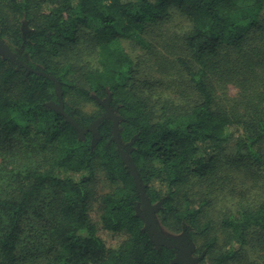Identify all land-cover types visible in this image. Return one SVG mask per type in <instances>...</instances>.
<instances>
[{"label": "trees", "instance_id": "16d2710c", "mask_svg": "<svg viewBox=\"0 0 264 264\" xmlns=\"http://www.w3.org/2000/svg\"><path fill=\"white\" fill-rule=\"evenodd\" d=\"M0 40V264H183L115 120L199 264H264V0H0Z\"/></svg>", "mask_w": 264, "mask_h": 264}, {"label": "water", "instance_id": "95a60500", "mask_svg": "<svg viewBox=\"0 0 264 264\" xmlns=\"http://www.w3.org/2000/svg\"><path fill=\"white\" fill-rule=\"evenodd\" d=\"M0 53L3 56L12 55V57H13V54L11 53V51L8 49V47L1 40H0ZM36 72H39L41 74H45V73L40 72V71H36ZM57 89H58V93H59L60 107L62 109L61 91H60V88H59L58 84H57ZM111 114H112L111 112L105 113L104 115L99 117L91 126H89L88 129L89 130L94 129L97 126L99 121H101L105 116H109ZM73 123L77 126V124L75 122H73ZM113 135H114L115 141L118 143V147H119V149L121 151V154H122V157H123L124 161L126 162L127 166L129 167V169L131 170V173L134 176L136 185L138 187V190H139V193H140V196H141V200L143 201L144 207H145V209L147 210V212L149 214V221H150V223L152 225V228H153V230L149 229V232L153 236L154 241L156 243H158V244H164V245H167V246L174 247L175 251H176V249H180L182 251L183 255L185 256V259H186L185 262H183V264H194L192 259L187 254V252L185 250H183V248L180 245H178L176 243H173L172 241H169V240H166V239L158 240V224H157V220L158 219H157V217L155 215V211H156L157 205L150 204L145 198L143 187H142L141 182L139 180L138 174L135 171V169H134L129 157L127 156L126 153L123 152L122 147L119 144L118 132H117V128H116V120H115V125L113 127ZM143 219H144V217H143ZM144 221H145V219H144ZM145 224H146V222H145ZM181 232H183V231H181ZM175 261L179 262L177 257L175 258Z\"/></svg>", "mask_w": 264, "mask_h": 264}, {"label": "rangeland", "instance_id": "374dc122", "mask_svg": "<svg viewBox=\"0 0 264 264\" xmlns=\"http://www.w3.org/2000/svg\"><path fill=\"white\" fill-rule=\"evenodd\" d=\"M86 109H88V110L95 109L94 103L87 105ZM140 213L144 217L147 227L149 229L153 230L152 225L149 221V214H148V212L144 206L140 209ZM92 219L94 222L98 221V215L95 212L92 213ZM157 224H158V240L166 239V240L172 241L173 243L180 245L183 248V250H185L187 252L189 257L192 259L193 263L199 264L198 257L194 254V249L196 246L190 240V238L187 236L186 233H184V232H173V231L166 229L161 224L159 219L157 220ZM98 227H99L98 228L99 234L101 235V237L103 238V240L105 241V243L108 246H116L121 241V239H122L121 236L111 234L108 231L101 229L100 224H98ZM250 254H255V250L250 251ZM176 257H177L178 261L181 263L185 262V260H186L185 256L183 255V253L180 249H176Z\"/></svg>", "mask_w": 264, "mask_h": 264}]
</instances>
